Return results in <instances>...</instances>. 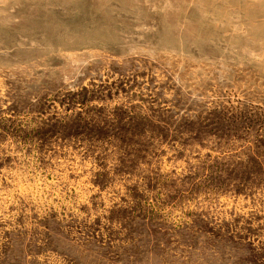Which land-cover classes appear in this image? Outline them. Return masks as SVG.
Returning <instances> with one entry per match:
<instances>
[{"label": "rangeland", "instance_id": "rangeland-1", "mask_svg": "<svg viewBox=\"0 0 264 264\" xmlns=\"http://www.w3.org/2000/svg\"><path fill=\"white\" fill-rule=\"evenodd\" d=\"M0 264H264V0H0Z\"/></svg>", "mask_w": 264, "mask_h": 264}]
</instances>
